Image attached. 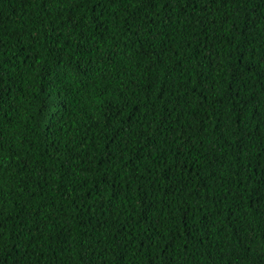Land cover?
<instances>
[{
	"label": "trees",
	"instance_id": "1",
	"mask_svg": "<svg viewBox=\"0 0 264 264\" xmlns=\"http://www.w3.org/2000/svg\"><path fill=\"white\" fill-rule=\"evenodd\" d=\"M258 193L264 0H0V264H264Z\"/></svg>",
	"mask_w": 264,
	"mask_h": 264
},
{
	"label": "snow or ice",
	"instance_id": "2",
	"mask_svg": "<svg viewBox=\"0 0 264 264\" xmlns=\"http://www.w3.org/2000/svg\"><path fill=\"white\" fill-rule=\"evenodd\" d=\"M109 2V0H96L97 5L103 6L104 3ZM129 3H136L138 4V6L140 7L141 11H144L145 14H148L149 12H151L157 3V0H129ZM185 3L188 4V0H185ZM169 7H171V4L168 5ZM250 70V69H249ZM239 75H243V73H239ZM239 75L237 76V79H239ZM228 125H225V128H227ZM244 145L241 143V149L243 150ZM176 167L181 168V169H187L188 165L187 162L183 159L177 158L176 161ZM198 175V173H197ZM173 188V192H175V184L172 185ZM258 196L260 197V200H264V193H258ZM242 198V197H241ZM260 200L257 201V203L260 202ZM2 214V213H0ZM157 223H159V221H157ZM155 226V225H154ZM203 227V225H201ZM3 228V224L0 223V229ZM17 241L19 243V237H17ZM4 243V234L2 231H0V247L3 246ZM18 256H22V253L20 251L17 252Z\"/></svg>",
	"mask_w": 264,
	"mask_h": 264
}]
</instances>
